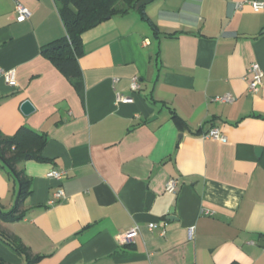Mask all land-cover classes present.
Masks as SVG:
<instances>
[{
	"label": "crops",
	"instance_id": "obj_1",
	"mask_svg": "<svg viewBox=\"0 0 264 264\" xmlns=\"http://www.w3.org/2000/svg\"><path fill=\"white\" fill-rule=\"evenodd\" d=\"M237 1L152 0L147 20L135 9L96 24L82 35L79 94L40 54L65 35L55 1L0 0V70L16 71L13 85L0 75V131L45 136V159L17 165L30 192L21 219L0 214L1 260L28 263L7 235L41 256L30 264H264V9ZM250 63L263 72L256 92ZM224 94L234 99H214ZM211 127L226 141L202 137ZM17 192L0 161V212Z\"/></svg>",
	"mask_w": 264,
	"mask_h": 264
},
{
	"label": "trees",
	"instance_id": "obj_2",
	"mask_svg": "<svg viewBox=\"0 0 264 264\" xmlns=\"http://www.w3.org/2000/svg\"><path fill=\"white\" fill-rule=\"evenodd\" d=\"M63 24L65 35L40 47V54L49 60L75 87L82 93V71L79 58L83 54V33L96 24L115 15H124L135 10L139 0H54ZM141 18L147 20L144 6L136 9ZM172 117L179 119L171 111ZM45 144L43 133L36 132L26 126H21L13 135L5 136L0 131V161L7 166L9 173L18 185V192L13 208L0 212L5 220H18L24 215L20 209L24 199L29 194V179L17 165L29 158L44 160L41 150ZM3 241L17 254L24 255L27 264L41 256L30 258L27 247L15 238L4 235ZM0 264H7L0 259Z\"/></svg>",
	"mask_w": 264,
	"mask_h": 264
},
{
	"label": "built area",
	"instance_id": "obj_3",
	"mask_svg": "<svg viewBox=\"0 0 264 264\" xmlns=\"http://www.w3.org/2000/svg\"><path fill=\"white\" fill-rule=\"evenodd\" d=\"M246 4L250 7V9L253 12H259L264 9V0H244V1H237L235 3L236 9L242 8V6ZM15 11H16V20L17 21H23L27 19L30 16L29 9L24 6L21 3H16L15 5ZM247 73L249 75L248 79V90L250 92H256L259 90L260 86L263 83V72L261 71L260 67L257 63H250V65L247 68ZM0 75L4 77V80L7 84L13 85L15 84V75L16 71L15 69H9V70H0ZM129 87L131 90H138L140 88L138 78L136 76L132 77L130 79ZM215 100H219L222 102H231L234 97L230 94H224L214 97ZM116 100L121 102H128L131 100V98L121 94L116 93ZM202 137L205 138H212L219 141H226V136L217 128V127H211L208 131L202 134ZM67 173L65 170H50L47 172V176L51 178H55L57 180H61L62 178L66 177ZM175 179L171 178L167 181L165 189L168 192H175ZM64 194L61 189H58L54 193V198L58 199L63 197ZM52 202V201H51ZM157 227V223H149L148 228L153 229ZM139 227L137 225H133L123 231L118 239L121 243H129L131 242L138 234ZM162 235L164 234V230L162 229L160 232Z\"/></svg>",
	"mask_w": 264,
	"mask_h": 264
},
{
	"label": "water",
	"instance_id": "obj_4",
	"mask_svg": "<svg viewBox=\"0 0 264 264\" xmlns=\"http://www.w3.org/2000/svg\"><path fill=\"white\" fill-rule=\"evenodd\" d=\"M152 0H139L136 5H135V9H138L140 6H145L146 4H148L149 2H151ZM21 110L24 114H29L31 111H33V106L30 103L29 100H24L21 104ZM264 242V239H263ZM264 244V243H263Z\"/></svg>",
	"mask_w": 264,
	"mask_h": 264
}]
</instances>
